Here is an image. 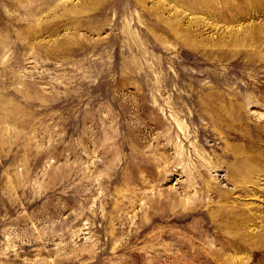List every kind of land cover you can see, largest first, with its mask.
I'll return each mask as SVG.
<instances>
[{
    "label": "rangeland",
    "instance_id": "rangeland-1",
    "mask_svg": "<svg viewBox=\"0 0 264 264\" xmlns=\"http://www.w3.org/2000/svg\"><path fill=\"white\" fill-rule=\"evenodd\" d=\"M0 264H264V0H0Z\"/></svg>",
    "mask_w": 264,
    "mask_h": 264
}]
</instances>
